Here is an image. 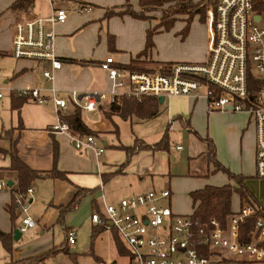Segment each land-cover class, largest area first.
Masks as SVG:
<instances>
[{
  "label": "crops",
  "instance_id": "obj_1",
  "mask_svg": "<svg viewBox=\"0 0 264 264\" xmlns=\"http://www.w3.org/2000/svg\"><path fill=\"white\" fill-rule=\"evenodd\" d=\"M140 1L75 0L77 6L74 11L79 12L80 16L72 14V11L68 14L69 10L62 8L66 10L68 18L55 28L56 53L62 68L55 71L54 83L48 82L43 76L44 70L51 69L49 62L19 60L11 55L13 34L4 47L0 46V50L6 52L5 58L0 59L3 91L9 95V104L3 106L4 115H1L0 146L17 154L34 171L50 172L57 168L67 174V179L38 178L32 182L33 194L27 197L26 215L36 222V226L24 233L20 232L18 241L13 239L12 254L0 242V264L42 257L54 249L60 253L55 260L49 259L46 264H130L129 257L126 253L122 254L115 244L116 231L105 224H94L92 214H104L107 205H117L123 199L169 189L171 196L168 204L172 210L176 214L190 216L194 213L190 197L192 192L206 186L221 187L230 183L225 173L215 171L213 165L208 164L205 154L208 146L203 139L206 149L199 147L196 150L193 144V151L188 152L186 157L190 156L187 159L193 163L198 157L204 156L206 171L197 172L198 167H190L187 162V169L177 175L171 165V160L175 162L176 158L170 156V137L167 150L153 152L138 149L127 163L128 155L124 146H134L137 140L148 146L159 141L151 145L139 137L135 141H132L133 138L122 141L119 125L122 122H133L134 119L114 116L109 120L100 110V107L110 105L108 102L98 104L96 112L82 111L86 117L83 118L85 124L95 132H103L96 136L100 146L106 149L103 155H98L97 150L90 148L77 150L69 133L53 131L61 115L73 113V92H77L81 99L87 94L109 93L111 81L101 68L108 57H113L116 66L124 72L140 70L151 73H167L176 64L203 63L207 60L208 54L204 60L200 55L179 59L164 54L159 45L161 42L166 44L162 37L165 33L170 34L175 21H187L189 15L175 16L171 28L166 30L157 21L144 20L129 12L130 9L141 11ZM24 3L19 0L15 6L19 13L25 11L24 14H11V17L8 14L14 27L26 19L50 15L28 14L29 6L25 7ZM195 15L206 27L207 22L199 14ZM187 26L185 24L183 29L177 31L181 42L192 31L190 26L187 31ZM149 31H154V34L152 47L146 51ZM206 37L209 46L208 25ZM53 89L56 90L55 96L67 101L65 109H58L52 102ZM22 90H36L40 98L48 101L40 103L38 99L29 98L19 111L13 110L12 96ZM200 95L165 98V101L168 99L170 102L167 107L168 122L185 126L192 133L190 123L194 116L193 110L197 100H204ZM202 103L206 108L208 102ZM208 113L207 139L215 146L218 162L232 173L246 177L245 184L254 199L264 205V180L255 176L256 135L250 115L245 112L210 110ZM177 147L182 146L176 145L177 153L185 151L184 147L182 150ZM10 164V154L0 155V178L13 182L12 187H9L16 190V174L6 171ZM14 190L0 191V231L12 234L13 237L14 231L22 226L23 217L21 210H18L19 218L15 223L12 221L9 209L14 201ZM80 190H85V195L77 208L67 213L60 224L62 208ZM233 199L232 209L237 211L242 203L238 195ZM71 230L76 233L74 245L68 243L67 234Z\"/></svg>",
  "mask_w": 264,
  "mask_h": 264
},
{
  "label": "built area",
  "instance_id": "obj_2",
  "mask_svg": "<svg viewBox=\"0 0 264 264\" xmlns=\"http://www.w3.org/2000/svg\"><path fill=\"white\" fill-rule=\"evenodd\" d=\"M205 1L209 28L205 62L176 64L167 73L124 72L113 57H108L101 68L111 81L109 95L93 93L81 99L73 92V103L81 110L96 112L98 104L116 103L122 95L167 98L198 95L204 89L211 112L250 115L256 135L255 176L264 180V0ZM49 3L48 17L26 19L15 25L11 55L19 60L49 62L51 69L44 70L43 76L54 83L55 71L62 68L56 53L55 28L68 15L65 9L56 8L53 1ZM259 3L263 6L261 13L255 10ZM18 93L40 103L48 101L40 98L36 90ZM55 93L53 89L52 102L58 109H65L67 101ZM53 131L69 133V126L60 118ZM71 140L77 150L90 148L97 150L98 155L106 151L94 136H71ZM8 189V182L0 178V191ZM32 194L30 188L28 195ZM170 196V190L165 189L123 199L117 205H107L104 214H92L91 220L116 231L129 253L130 264H264V219L258 216V205L242 204L225 224L216 218L203 223L193 215L176 214L168 204ZM26 201L23 197L17 200L23 213L21 233L36 226L26 215ZM251 219H256L252 225ZM67 235L69 245H74L75 231Z\"/></svg>",
  "mask_w": 264,
  "mask_h": 264
},
{
  "label": "trees",
  "instance_id": "obj_3",
  "mask_svg": "<svg viewBox=\"0 0 264 264\" xmlns=\"http://www.w3.org/2000/svg\"><path fill=\"white\" fill-rule=\"evenodd\" d=\"M30 1V0H28ZM31 4V3H30ZM29 5V4H28ZM27 2L24 3V6H28ZM169 5L168 8L163 9L164 6ZM208 3L204 0L203 3L194 4L191 0H141L140 8L144 13L153 12L156 10L166 11V14H163L162 22L159 25L160 27H165L169 30L176 19L177 15H189V19L193 15L199 14L203 21H206V12H207ZM187 10V11H186ZM255 10L258 13H261L263 6L261 3L255 7ZM133 16L140 17L144 20H150L151 14H143L135 11H129ZM188 31V26L186 28ZM154 31L148 32V41L146 45V51L152 47ZM250 80H253V75H251ZM209 88L214 89L213 86L208 85ZM29 101V97L20 96L19 93H16L12 96V109L19 111L21 107ZM159 98L157 97H135V96H126L122 95L117 98L116 103H111L110 105L100 107V110L104 113V116L109 120H112L114 116H120L123 119H132L138 118L140 120H150L156 118L160 111ZM75 109L71 114L61 115V120L69 126V134L76 138H85L88 136H100L103 132H95L91 130L84 122L82 111L80 108L74 105ZM206 142L208 149L206 151V156L209 165H213L215 171H221L225 173L230 183L221 187L215 186H206L204 189L196 190L190 194V197L193 201L194 213L193 217L200 222L208 223L211 219L216 218L222 224H225L227 218L234 213L232 209V202L235 195H238L241 203H253L258 205L261 209L258 212V216L264 219V205H260L254 199L251 191L246 186L245 182L246 177L241 175H236L229 171L227 168L222 166L216 156V149L213 142L210 139H203ZM169 148V140L167 134L153 146L144 145L139 140L136 141V145L126 147L123 149L128 155L127 163L130 161L132 155L136 150L146 149L155 151H164ZM11 155V164L6 169L10 173L16 174L18 188L14 190V201L10 207V215L13 223L16 222L18 215V210H21V205L17 203V200L20 197L26 199L28 197V190L31 188V184L35 179L38 178H52V179H67V174L53 169L50 172H39L34 171L29 168L17 155L12 153L9 150L4 149L0 146V155ZM124 167V166H123ZM122 167V168H123ZM1 171V169H0ZM85 190H80L75 195L74 199L66 206L62 208L61 216L59 223L62 224L64 217L67 213L74 211L82 197L85 195ZM256 219L249 220V224L252 225ZM97 235V233H94ZM14 237L12 234H7L0 231V242L4 246V249L12 254L13 251V241ZM115 244L118 247L119 251L122 254L129 256L127 249L124 247L122 242L119 239V236L115 235ZM60 253L59 250H52L49 253L45 254L42 257L28 258L19 262H8L5 264H46V261L49 259L55 260L56 256Z\"/></svg>",
  "mask_w": 264,
  "mask_h": 264
},
{
  "label": "rangeland",
  "instance_id": "obj_4",
  "mask_svg": "<svg viewBox=\"0 0 264 264\" xmlns=\"http://www.w3.org/2000/svg\"><path fill=\"white\" fill-rule=\"evenodd\" d=\"M19 0H0V46L4 47L5 43H7L9 37L11 34L14 35V26L12 25V21L9 19V16L11 17V14H24V12L19 13L15 6L17 5ZM24 2H27V5L29 6L27 12L28 14H50L51 8L49 0H23ZM54 3V6L56 8H66L68 11V14L70 11H72V14H77L80 16V13L75 10V6L77 4L75 3V0H51ZM194 3H203L204 0H192ZM31 3V4H30ZM169 5L164 6L163 9L168 8ZM130 11H134L131 10ZM187 11V10H186ZM138 13L143 14H151L152 18L150 20L157 21L161 24L163 14H166V11L156 10L149 13H144L141 9V11H137ZM9 14V16H8ZM76 15V16H77ZM178 16V15H177ZM181 17V16H180ZM179 17V18H180ZM190 16L186 17L187 21H183L178 19L175 21L174 26L169 31L170 34L165 33V35L162 37L163 42L166 43L165 45L161 42L159 43L161 50L164 54H169L174 57H178L179 59H190L194 56H201V59H205L208 54V41L206 37V27L200 20V18L196 15H193L191 19H188ZM68 18V16H67ZM10 24V25H9ZM154 24V23H152ZM159 24V25H160ZM185 24L190 26V29L192 30L188 36L185 39L184 42H181L178 38L180 35L177 32L180 31L185 27ZM9 25V26H7ZM154 28V27H153ZM177 37H176V36ZM167 40V42H166ZM6 52H3L0 50V59L5 58ZM3 73L0 70V95L3 96L2 99H0V123H1V115H4L3 112V106L9 104V95L3 91ZM204 98V100H197V106L193 110V119L190 123V130H192V133L189 132L185 126L176 125L175 123L172 124L171 122H168L167 119V107L170 106V102L167 99L164 104H162L159 108V115L157 118L151 120V121H141L138 119L133 118V122L128 121L122 122L121 125H119V132L120 137L122 141H126L129 138H133L132 141H135V139H141L147 144H154L160 139L163 138L167 134L168 137H170L171 140V146H170V156H173L176 158L175 162H172L171 165L173 168V171H176L177 175L179 173H182L181 171H184V169H187L188 166H186V163L189 162L186 157V154L193 151V144H195L196 150L199 147H205L204 142L201 139L207 138L208 135V129H209V120L208 111L210 110L207 103L206 108L202 106V102H207L206 99V91L204 89H201L199 91ZM200 106L201 109H200ZM211 112V110H210ZM83 118L86 119L84 114L82 115ZM171 121V120H170ZM159 133L161 136H157ZM191 134V135H190ZM198 136H197V135ZM190 135V136H189ZM189 136V138H187ZM181 139H184L182 141ZM133 144V143H132ZM176 145H181L184 147L185 151L182 153H177L175 147ZM195 150V151H196ZM167 154V153H166ZM199 153H196L198 155ZM185 157V158H184ZM183 159V160H182ZM195 162H189L190 167L195 166L198 167L197 172L199 171H206L207 164H205L204 156L198 157L194 160ZM247 202H244L242 204H246ZM232 206L234 208V199ZM236 210H234L235 212Z\"/></svg>",
  "mask_w": 264,
  "mask_h": 264
},
{
  "label": "water",
  "instance_id": "obj_5",
  "mask_svg": "<svg viewBox=\"0 0 264 264\" xmlns=\"http://www.w3.org/2000/svg\"><path fill=\"white\" fill-rule=\"evenodd\" d=\"M256 19L259 20L260 18L257 17ZM164 101H165V97H159V103H160V104H163ZM229 110H230V109H229ZM8 185H9L10 187H12L13 182H8ZM20 237H21V233H20V231H19V230H15V231H14V240H15V241H18V240L20 239Z\"/></svg>",
  "mask_w": 264,
  "mask_h": 264
}]
</instances>
